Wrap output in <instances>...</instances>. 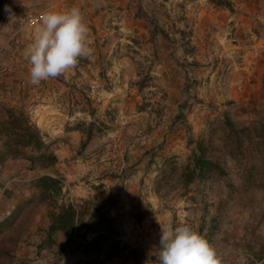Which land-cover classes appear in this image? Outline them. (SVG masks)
<instances>
[{
  "label": "rangeland",
  "instance_id": "obj_1",
  "mask_svg": "<svg viewBox=\"0 0 264 264\" xmlns=\"http://www.w3.org/2000/svg\"><path fill=\"white\" fill-rule=\"evenodd\" d=\"M212 1L0 0V104L25 108L57 157L45 170L25 161L0 168V264H92L80 251H60L62 233L49 244L48 208L30 186L42 175L61 179L57 205L114 201L112 237L123 248L107 264H156L160 226L184 224L204 227L220 264H264V159L251 147L217 183L191 186L184 197L154 191L164 159L183 165L216 120L264 122V0ZM72 7L91 54L31 84L25 52L41 14ZM90 123L100 135L80 151L76 129Z\"/></svg>",
  "mask_w": 264,
  "mask_h": 264
},
{
  "label": "trees",
  "instance_id": "obj_2",
  "mask_svg": "<svg viewBox=\"0 0 264 264\" xmlns=\"http://www.w3.org/2000/svg\"><path fill=\"white\" fill-rule=\"evenodd\" d=\"M215 6H229L228 1H212ZM155 22V21H152ZM157 27L152 24V34H156ZM162 32L163 38L168 35ZM12 66L17 67L15 60ZM13 67V68H14ZM18 68V67H17ZM184 92L186 90L184 89ZM188 99L179 103L173 120L182 118L183 111L188 108ZM22 106L15 107L0 104V168L9 162L25 161L30 171L52 168L57 163V157L52 150L53 143L31 123L27 112ZM253 127L245 126L223 117L216 120L210 129L196 142L186 162L178 166L172 159H164L162 168L156 178L155 193L161 197V190L176 189L179 196L189 193L191 186L204 183H217L230 174L233 169L241 166L244 153L251 147L264 159V122L252 121ZM82 137L80 151L100 135V128L93 123L82 125L76 129ZM262 142V144H261ZM147 153L144 154L147 155ZM151 158V159H150ZM153 155L149 156L150 162ZM247 174H250L251 170ZM249 186L250 180H244ZM36 192V200L48 208L49 225L47 228L48 242L51 237L61 232L65 235L62 249L80 250L84 255L99 254L102 246L110 242L112 255L109 258L121 256L122 248L113 240L116 232L114 219L110 217L109 208L114 205L111 198L106 203L96 205L89 201H82L79 205H57L62 191L61 179L49 175H42L30 182ZM232 188V185L230 186ZM205 208V206H204ZM209 229L216 227L217 218L211 217ZM3 224V223H2ZM0 226H2L0 224ZM203 226L197 232L201 235ZM212 231L209 232L211 234ZM92 235L90 240L87 236ZM80 242H78V239Z\"/></svg>",
  "mask_w": 264,
  "mask_h": 264
},
{
  "label": "clouds",
  "instance_id": "obj_3",
  "mask_svg": "<svg viewBox=\"0 0 264 264\" xmlns=\"http://www.w3.org/2000/svg\"><path fill=\"white\" fill-rule=\"evenodd\" d=\"M35 31L34 42L25 52L33 85L64 74L92 52L86 45L88 28L78 7L43 12ZM154 251L156 264H219L215 249L187 224L160 226Z\"/></svg>",
  "mask_w": 264,
  "mask_h": 264
},
{
  "label": "crops",
  "instance_id": "obj_4",
  "mask_svg": "<svg viewBox=\"0 0 264 264\" xmlns=\"http://www.w3.org/2000/svg\"><path fill=\"white\" fill-rule=\"evenodd\" d=\"M18 162V161H17ZM9 163H13V162H9ZM7 163V164H9ZM6 164V165H7ZM49 225V224H48ZM48 228V226H47ZM47 230V229H46ZM47 233V231H46ZM57 233H61V232H57ZM56 234V233H55ZM63 234V233H62ZM92 236V235H91ZM52 238V237H51ZM48 239V236H47ZM87 240L88 239L87 237ZM52 242H50L49 244H51ZM41 248V247H40ZM76 251H80V250H76ZM81 252V251H80ZM82 253V252H81ZM83 254V253H82ZM112 255V248H111V244L110 242L105 243L102 248H101V252L99 254H88V259L92 260V264H107L108 260L114 259V258H109ZM117 258V257H116ZM220 264V262H219Z\"/></svg>",
  "mask_w": 264,
  "mask_h": 264
},
{
  "label": "built area",
  "instance_id": "obj_5",
  "mask_svg": "<svg viewBox=\"0 0 264 264\" xmlns=\"http://www.w3.org/2000/svg\"><path fill=\"white\" fill-rule=\"evenodd\" d=\"M37 20V19H36Z\"/></svg>",
  "mask_w": 264,
  "mask_h": 264
}]
</instances>
